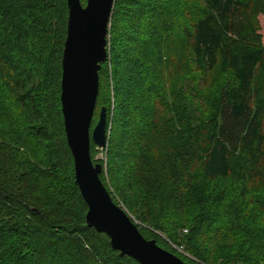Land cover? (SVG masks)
Listing matches in <instances>:
<instances>
[{
  "label": "trees",
  "instance_id": "obj_1",
  "mask_svg": "<svg viewBox=\"0 0 264 264\" xmlns=\"http://www.w3.org/2000/svg\"><path fill=\"white\" fill-rule=\"evenodd\" d=\"M184 1H115L112 74L103 62L96 105L113 89L112 122L106 104V160L96 158L93 140L91 154L116 203L105 162L130 193L138 187L154 196L152 223L148 216L142 221L154 229L137 224L146 238L187 264H215L208 244L220 241L224 218L230 230L246 233L248 243L264 234L257 227L264 223V0L257 10L255 0ZM68 15L67 0H0L1 99H10L24 118L21 127H10L0 106V264H140L86 222L61 103ZM51 19L50 42L37 54L33 39L37 31L50 35ZM178 65L199 75L190 90L198 117H189L183 102L154 98L166 66L174 72ZM212 85L210 105L204 96ZM212 182L219 186L210 205L193 210L203 184ZM170 216L179 219L182 239L169 234L164 246L159 231ZM252 219L250 230L245 220ZM249 253H231L223 264H255Z\"/></svg>",
  "mask_w": 264,
  "mask_h": 264
},
{
  "label": "water",
  "instance_id": "obj_2",
  "mask_svg": "<svg viewBox=\"0 0 264 264\" xmlns=\"http://www.w3.org/2000/svg\"><path fill=\"white\" fill-rule=\"evenodd\" d=\"M116 0H67L68 23L62 57L61 103L68 144L74 157L75 178L87 203V225L106 233L122 256L140 264H187L175 253L146 238L128 212L116 203L94 162L91 140L108 143L107 113L103 106L92 127L99 95V71L108 58L107 37Z\"/></svg>",
  "mask_w": 264,
  "mask_h": 264
},
{
  "label": "rangeland",
  "instance_id": "obj_3",
  "mask_svg": "<svg viewBox=\"0 0 264 264\" xmlns=\"http://www.w3.org/2000/svg\"><path fill=\"white\" fill-rule=\"evenodd\" d=\"M82 2L84 3L85 0H82ZM186 5H189L191 2V0H185L184 1ZM255 2L258 4L257 8L255 10L258 9V7L261 6L262 4V0H255ZM183 3V1H182ZM114 9V8H113ZM113 13V12H112ZM112 19V18H111ZM55 19H51L48 24L50 25V35L49 36H42V34H40L37 31L36 37L35 39H33V47L35 49V51L37 52V54L40 52H42V50L44 49L45 45H47L50 42V36L52 35V33L54 32V28H55ZM112 28V24L110 22V30ZM110 30L108 33V37H107V47H108V58H107V63H108V67H109V73L112 74V69H111V34H110ZM122 45V44H121ZM127 48V47H126ZM172 54H174V51H171ZM164 55V54H163ZM170 55V54H169ZM120 56V55H119ZM119 69H121V66L119 67ZM168 66H166V77H164L161 80V84L159 86V88L157 87V89H155V95L154 98H158V94H164L167 97V102H183L184 104H186V107H188L187 112L189 114H187L189 117H198L199 116V112L195 110L196 107V103L195 101L192 100L191 98V91L192 87H191V82L197 84V77L199 76L198 74L196 75L195 73H191L189 71H186L184 73V67L178 65L176 67V69L174 70V72H170V70H167ZM122 70V69H121ZM184 73V74H183ZM176 75V76H175ZM139 78V75L136 77V80ZM222 80H224L225 78H221ZM135 80V81H136ZM110 85H111V89L113 88V81L112 79L109 81ZM214 87V85L211 86V88ZM209 88L207 90L208 94H205V99L210 103H212V101L214 100V96L213 93L215 92V88ZM2 97V92L0 89V106H3L7 111H8V115H6V120H7V124L10 127L13 126H22L24 125V118L22 116L19 115L18 109L16 108V106L12 103V101L10 99H1ZM4 100V101H2ZM4 102V103H3ZM107 102L111 103V113H110V120L112 122V111H113V106H114V94H113V89L111 92V96L109 98L108 101H106L105 104L100 103L97 106V110H96V114L94 117V124L96 125V123L99 120V116H100V111L101 108L104 106L106 109V104ZM155 111L157 110V107L154 108ZM209 109V108H208ZM158 111H162V110H158ZM138 122L141 121V119L137 118ZM164 122H168V125L171 124V121L169 120V116L167 114V116L164 117L163 119ZM168 129V128H167ZM170 129H172V126L170 127ZM110 135V128L108 130V138ZM108 145V143H107ZM33 147V151H36V147L34 145H32ZM107 147V146H106ZM106 147L105 148H99L100 152L98 153L96 158L99 159H104L106 160ZM105 178L107 183L110 185V190L113 192V195L116 198V201H118L119 205L122 206L127 212L128 214L132 217V219L139 224L142 227H146L148 229H154V227L151 226L150 223H152V217L156 211V200L154 198V196H152L151 194H147L146 192H141L138 187L136 188V190H133L134 193H130L125 187L124 184L120 181L119 176L116 177H111L109 175L107 166H106V162H105ZM219 186L218 182H212V183H207V184H203V188L204 189V195H200V197L198 198L199 201L196 203L197 205H195L194 209L197 208H203L205 206L210 205V200H209V195L213 192L214 189H216ZM58 185H56V188L58 189ZM48 196V195H47ZM138 199H140L138 201ZM143 207L145 208V210L143 209ZM224 208H223V212H224ZM253 213V219H260V215L255 214L254 210H252ZM148 216L150 223L149 222H142L144 220V218ZM252 219V221L254 222V220ZM251 220H245V227L251 229H255V222L253 223ZM226 224L225 228L223 229L224 231L221 234L220 237V241L218 242H212L210 241L208 246H210L211 248V253H213L214 257H215V262L213 260H211L213 263L215 264H223V259L224 256H228L231 253H237V252H243L246 251L247 254L248 252H250V259L255 262V264H264V234L262 235L263 238L260 240H252V242L248 243V238L245 237L244 235L246 234L245 232L242 231H233L230 230V225L229 223H227L225 221L224 218V222ZM261 226L263 228L264 231V223L263 225L259 223V225L257 227ZM181 228L182 225L179 221V219L176 216H170L168 218H166V220L163 223V230L159 231V234H161L162 237H164V246H166V242H168L170 240L169 238V234H173L172 238H175L176 240H180L182 239L181 237ZM171 237V235H170ZM246 256V255H245ZM257 261V262H256ZM230 264H243L242 261H233Z\"/></svg>",
  "mask_w": 264,
  "mask_h": 264
},
{
  "label": "built area",
  "instance_id": "obj_4",
  "mask_svg": "<svg viewBox=\"0 0 264 264\" xmlns=\"http://www.w3.org/2000/svg\"><path fill=\"white\" fill-rule=\"evenodd\" d=\"M185 231H187V230H185ZM179 250L183 251V248L181 247V248H179Z\"/></svg>",
  "mask_w": 264,
  "mask_h": 264
}]
</instances>
